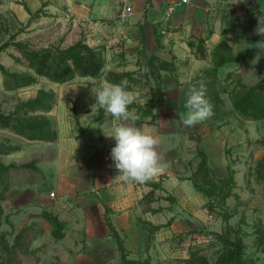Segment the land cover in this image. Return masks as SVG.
<instances>
[{"label": "crops", "instance_id": "1", "mask_svg": "<svg viewBox=\"0 0 264 264\" xmlns=\"http://www.w3.org/2000/svg\"><path fill=\"white\" fill-rule=\"evenodd\" d=\"M27 1L33 13L46 3L43 14L48 16L65 8L76 25L85 30L86 43L94 48H104L106 61L113 62L114 71L107 70L108 73H134L133 89L128 90L134 95V103L129 106L127 123L145 128L159 138L158 152L164 168L156 178L144 184L125 181L119 176L110 158L115 139L106 136L117 123L111 114L96 104L94 96L101 83L111 82L107 77L77 78L71 83L85 85L84 88H71L77 92L53 90L57 103L47 116L53 122L58 140L46 146L51 151L41 154L49 159L38 164L43 177L38 176L35 184L48 183L33 189L28 186L35 184H26L23 177L13 179L17 184L12 182L7 198L2 202L5 222L10 219L12 222L10 215L20 210L36 214V222L24 226H33L38 231L34 245L43 238L52 239L59 249L56 255L63 259L67 257L74 264H120L121 253L114 233L130 260L149 258L153 263H164L182 258L181 251L173 248V239L189 230H198V222L204 219L208 202L193 183L199 164L197 151H203L214 174L225 179L230 163L233 164L231 159H241L240 155L247 150L251 137L247 123H259L240 116L246 125L244 128L235 125L228 98L236 86L235 79L247 86L262 80L260 70L264 67V51L257 50L255 44L264 36L255 31L258 21L254 12L264 11V0H192L175 10L170 18L166 16L169 7L181 0ZM125 5L130 6L132 12L122 22L119 13ZM232 25L234 30L225 35L224 30ZM226 37L235 53L248 52L245 63L226 64L219 70V79L224 85L229 84L228 92L221 95L229 118L226 123L216 122L213 114L210 119L186 127L183 119L187 92L192 86L199 87L202 72L212 67L214 49ZM199 40L204 41L201 47L206 56L203 58L197 47L189 46L190 41L198 43ZM151 58L169 64L171 69L160 71L164 101L153 109L150 117L137 124V118L148 109L153 98L155 80L152 75H147ZM138 61H143L141 77L134 70L139 65H129ZM251 79L254 80L252 83ZM144 88L150 92L147 98L142 95ZM74 108L80 126L76 123ZM25 143L45 142L25 140ZM18 145L22 147L20 151L0 156L4 158L0 162L23 164L15 161L25 148L24 143ZM241 175L243 170L239 169L235 174L236 181ZM152 184L159 188H153ZM237 188L233 193L241 196ZM152 191L154 198L146 199ZM13 193L15 196L20 194L17 196L19 204L28 208H5L4 203L11 201ZM24 193L30 194L27 197ZM52 193L55 194L53 197ZM33 198L43 208H37L38 211L29 208ZM157 209L161 210L153 212ZM44 211L58 216L63 223L62 240L53 238L52 227L41 217ZM140 220L152 226H165L169 221L171 224L150 235Z\"/></svg>", "mask_w": 264, "mask_h": 264}, {"label": "trees", "instance_id": "2", "mask_svg": "<svg viewBox=\"0 0 264 264\" xmlns=\"http://www.w3.org/2000/svg\"><path fill=\"white\" fill-rule=\"evenodd\" d=\"M2 0H0V5ZM26 11L30 15V21H34L43 15V9L46 3L33 13L27 4H23ZM235 28L232 25L224 30V34L228 35ZM204 41L199 40L198 43L189 42L191 48L197 47L200 57H205ZM13 47L20 54V57H14L19 63H24L28 71L17 72L9 70L5 65L0 63V74L3 78V87L6 91H17L20 89L34 86L38 83L39 78H44L55 84H68L77 78H93L101 79L107 77L111 83H120L123 80L128 82L127 90H132V83L135 82L134 73H108L107 61L104 56V48H94L86 43L84 39H80L69 47L61 45H52L47 47H34L29 43L16 41L15 35L11 40L0 46V54ZM248 56L247 51L235 53L229 45L227 37L214 49L212 53V67L202 72V82L206 90V98L212 105L213 119L216 122L226 123L229 113L225 110V102L221 95L228 92L227 84L224 85L219 79V70L226 64L242 62L245 63ZM169 64L159 62L156 58H151L148 62L147 75H152L155 80V88L153 90V98L150 101L148 109L144 110L142 115L136 120L137 124L142 123L146 118L152 115L155 107L164 101L162 90V79L160 77L161 70H168ZM171 69V68H170ZM262 74V70H260ZM228 79H226L227 81ZM232 107L242 118L250 121H261L264 119V77L261 81L253 86H247L239 81L233 91L230 93ZM57 103V95L53 90L40 89L37 94L20 102L15 110L11 113H5L0 110V130H8L16 136L28 141H39L45 143H53L58 140V133L54 128L53 122L47 116ZM74 116L78 126L79 119L76 109L74 108ZM22 147L13 144L10 141L0 142V156H7L20 151ZM49 157V156H48ZM45 155H41L31 159L23 164L5 165L0 162V225L5 222V212L2 206L7 198V193L11 189L13 179L23 177L26 184L37 183V177L42 176V171L38 164L49 159ZM199 164L194 174L193 183L195 188L202 192L208 199L209 205L216 190H219L220 199L225 203L229 198H238L233 193V187L225 191V186H233L235 180L231 175L227 180H216L209 166L207 156L201 150L197 151ZM256 180L264 184V156L258 161L256 166ZM219 183V184H218ZM153 188H159V185L152 184ZM154 198V192H150L146 199ZM211 206V205H210ZM212 209V208H210ZM161 209L153 210L159 212ZM41 217L46 220L52 227V236L56 241L64 238V225L58 216L53 213L44 211ZM232 215H225L224 220L227 222ZM142 226L148 230L150 235L163 227L171 224L169 221L165 226H152L151 224L140 220ZM38 231L33 226L22 228L14 238V243L8 250L6 264H21L24 262L20 259L23 255L33 253L31 246L38 237ZM223 252L217 260L216 264H249L245 259V244L240 237L231 238L225 233L218 235ZM114 238L118 241V247L121 253L120 264H157L151 259L141 261L130 260L125 252L121 240L114 233ZM259 244L264 251V231L259 232ZM185 264H212L206 256H204L198 248H190V255L184 261Z\"/></svg>", "mask_w": 264, "mask_h": 264}, {"label": "rangeland", "instance_id": "3", "mask_svg": "<svg viewBox=\"0 0 264 264\" xmlns=\"http://www.w3.org/2000/svg\"><path fill=\"white\" fill-rule=\"evenodd\" d=\"M23 4L28 5V1L2 0L0 5V46L11 40L14 35L16 41L29 43L38 48L52 45L67 47L75 44L80 39L86 40L85 30L81 25H76L74 18L67 14L65 8L57 11L56 14L49 16L43 14V16H39L34 21H30V15L27 14ZM14 57H20V54L15 48L10 47L0 54V63L11 71H28L25 64L17 62ZM112 63L107 60V65L111 64L110 69H107L108 71H114ZM132 64L139 65L134 70L141 77L144 74L143 61L129 63V65ZM262 72L263 78L264 67ZM239 81L235 79L236 84ZM250 81L252 83L254 80L251 79ZM84 87V83L81 82L59 86L44 78H39L38 83L34 86L12 92L4 89L3 78L0 74V110L5 113L13 112L20 102L34 97L40 89L77 92V89L71 88ZM227 87H229V84H227ZM149 94L148 88H144L143 97L147 98ZM229 98L228 101L231 102ZM231 117L235 125L244 128L246 125L243 121L244 118L241 119L240 115L235 111ZM257 122L259 123H247V132H251V137L247 142V150L240 155L241 159H231L233 164L231 165L230 163L227 177L220 179L212 171L216 180H227L233 175L235 184L233 186H225L224 189L226 191L233 187L234 191L239 184L240 186L237 189H240L241 196L238 195V198L233 196L223 203L218 194L220 191L216 190V196L213 197L211 206L209 205V199L205 205L204 219L202 221L199 220L198 230H189L173 239V248L181 251L182 258L170 259L164 263L158 262L157 264H185L183 257L190 255V248H198L212 264H216L223 252L218 235L225 233V230H227V234L231 238L240 237L243 239L245 259L249 264H264V251L259 244V232L261 230L264 231V184L256 180L255 172L259 158L264 156V119ZM2 141H10L13 144L24 143V152L15 158V161L20 163L29 162L31 159L51 151L50 147H46L50 146L48 145L49 143H25V140L15 136L8 130H0V142ZM0 160H4V158H0ZM239 169L243 170V175L236 181L235 178L237 177L235 174L238 173ZM14 182V184H17V180ZM46 183L48 182L41 181L40 184L29 185L28 188L39 189L38 187H43ZM14 194L11 201L4 203L5 208H28V206L19 204L17 196L20 194L16 196ZM29 194L24 193L27 197ZM29 208H36L34 211H38L37 208H43V206L34 199ZM226 214L232 215L227 222L224 220ZM10 216L13 219L12 222L11 217H9V221L0 225V264H6L8 250L14 243L15 234L29 223H35L37 218L36 214L22 213L21 210L12 213ZM35 246L36 249H34ZM31 249L33 250L32 254L20 257L24 261L21 264H74L67 257L63 259L59 254L56 255L59 249L55 247L52 239L43 238L35 245L33 242Z\"/></svg>", "mask_w": 264, "mask_h": 264}, {"label": "clouds", "instance_id": "4", "mask_svg": "<svg viewBox=\"0 0 264 264\" xmlns=\"http://www.w3.org/2000/svg\"><path fill=\"white\" fill-rule=\"evenodd\" d=\"M256 33L264 36V11L257 14ZM255 48L264 51V39L255 44ZM259 58L256 56V60ZM126 80L120 83H101L95 91L96 104L119 123L106 135L115 139L110 158L119 176L125 181L139 184L156 178L164 168L162 157L158 152L160 140L147 129L128 124L129 106L134 103V95L127 90ZM186 114L183 125L195 126L213 115L212 105L205 95L203 82L199 87L192 86L187 92L185 101Z\"/></svg>", "mask_w": 264, "mask_h": 264}, {"label": "built area", "instance_id": "5", "mask_svg": "<svg viewBox=\"0 0 264 264\" xmlns=\"http://www.w3.org/2000/svg\"><path fill=\"white\" fill-rule=\"evenodd\" d=\"M192 0H181L179 2H175L172 6L169 7L168 12H167V18H170L171 15L174 13L175 10H177L179 7L183 6V5H188L191 3ZM132 12V8L128 5H125L120 13H119V19L122 22H125L129 16L131 15ZM257 14H259L258 12H254V15L257 17ZM116 121V120H115ZM116 123H119L118 121H116ZM55 194L52 193L51 196L53 197Z\"/></svg>", "mask_w": 264, "mask_h": 264}]
</instances>
